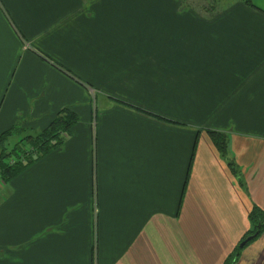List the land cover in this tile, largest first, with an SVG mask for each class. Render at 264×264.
<instances>
[{
  "label": "crops",
  "instance_id": "1",
  "mask_svg": "<svg viewBox=\"0 0 264 264\" xmlns=\"http://www.w3.org/2000/svg\"><path fill=\"white\" fill-rule=\"evenodd\" d=\"M251 1L200 15L181 0H0V131L78 116L0 185V264H224L264 210V0ZM206 129L226 133L240 176ZM233 264H264V231Z\"/></svg>",
  "mask_w": 264,
  "mask_h": 264
},
{
  "label": "trees",
  "instance_id": "2",
  "mask_svg": "<svg viewBox=\"0 0 264 264\" xmlns=\"http://www.w3.org/2000/svg\"><path fill=\"white\" fill-rule=\"evenodd\" d=\"M184 6L190 7L200 15H216L224 9L217 0H181ZM245 5L256 8L251 0H241ZM55 63V62H54ZM55 66H61L55 63ZM62 69V68H61ZM116 101L123 104L121 100ZM135 110L146 113L156 119L177 124L172 120H164L156 114L132 106ZM78 116L72 109L63 107L56 112L54 117L43 128L24 126L22 121L17 120L8 128L0 131V182H8L24 171L42 156L50 153L60 146L70 134L73 125L77 122ZM212 143L225 159L230 171L234 176H240L238 169L229 156L227 150L228 136L225 132L213 129H206ZM66 136V137H65ZM26 147H29L27 149ZM195 144L192 147L194 153ZM250 229L246 232L240 242L248 235H256L248 242L257 238L264 231V210L256 205H252L248 215ZM239 242V243H240ZM236 245L231 254L226 258L224 264H233L243 247Z\"/></svg>",
  "mask_w": 264,
  "mask_h": 264
},
{
  "label": "rangeland",
  "instance_id": "3",
  "mask_svg": "<svg viewBox=\"0 0 264 264\" xmlns=\"http://www.w3.org/2000/svg\"><path fill=\"white\" fill-rule=\"evenodd\" d=\"M231 0H217V3L219 5H222V6H225V5H228L229 2ZM65 69V68H64ZM66 70V69H65ZM68 72V74H70L71 76H73L75 78L74 75H72L68 70H66ZM84 86H87L85 87L89 92H90V95H89V92L83 88V97H85L86 99H101L100 95L97 93L98 89H96V87H92L90 85H86V84H83ZM95 95V96H94ZM30 127V126H29ZM66 137V136H65ZM27 149H29V147H26ZM229 168V167H228ZM4 182H0V185L3 184ZM96 191V190H95ZM246 238V237H245ZM249 242H247L246 244H248ZM244 247V246H243Z\"/></svg>",
  "mask_w": 264,
  "mask_h": 264
},
{
  "label": "water",
  "instance_id": "4",
  "mask_svg": "<svg viewBox=\"0 0 264 264\" xmlns=\"http://www.w3.org/2000/svg\"><path fill=\"white\" fill-rule=\"evenodd\" d=\"M256 235V233L248 235L246 238H244L240 243L239 246L243 247L249 240H251L254 236Z\"/></svg>",
  "mask_w": 264,
  "mask_h": 264
}]
</instances>
